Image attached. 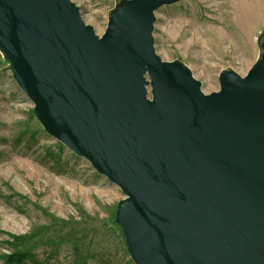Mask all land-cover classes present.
Instances as JSON below:
<instances>
[{"label": "water", "instance_id": "water-1", "mask_svg": "<svg viewBox=\"0 0 264 264\" xmlns=\"http://www.w3.org/2000/svg\"><path fill=\"white\" fill-rule=\"evenodd\" d=\"M178 1L118 0L99 36L71 0H0V55L49 136L120 189L135 264H264V41L204 94L154 49Z\"/></svg>", "mask_w": 264, "mask_h": 264}, {"label": "rangeland", "instance_id": "rangeland-1", "mask_svg": "<svg viewBox=\"0 0 264 264\" xmlns=\"http://www.w3.org/2000/svg\"><path fill=\"white\" fill-rule=\"evenodd\" d=\"M94 33L118 0H71ZM154 49L219 90L218 76H244L264 41V0H179L155 12ZM0 55V264H135L114 221L120 189L43 129ZM149 90V87H148Z\"/></svg>", "mask_w": 264, "mask_h": 264}, {"label": "trees", "instance_id": "trees-1", "mask_svg": "<svg viewBox=\"0 0 264 264\" xmlns=\"http://www.w3.org/2000/svg\"><path fill=\"white\" fill-rule=\"evenodd\" d=\"M27 257L28 254L26 251L13 252L4 256V263L21 264V262H23Z\"/></svg>", "mask_w": 264, "mask_h": 264}]
</instances>
